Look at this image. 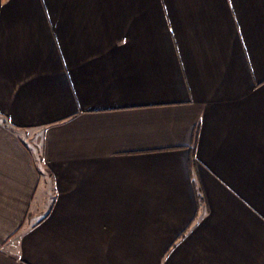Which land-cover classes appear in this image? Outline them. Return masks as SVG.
<instances>
[{
  "label": "crops",
  "instance_id": "1",
  "mask_svg": "<svg viewBox=\"0 0 264 264\" xmlns=\"http://www.w3.org/2000/svg\"><path fill=\"white\" fill-rule=\"evenodd\" d=\"M0 264H264V0H0Z\"/></svg>",
  "mask_w": 264,
  "mask_h": 264
}]
</instances>
